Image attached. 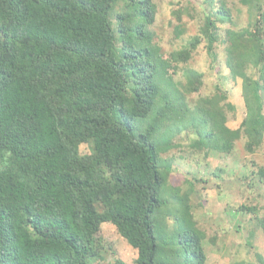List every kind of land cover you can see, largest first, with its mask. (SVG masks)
<instances>
[{"label":"trees","instance_id":"obj_1","mask_svg":"<svg viewBox=\"0 0 264 264\" xmlns=\"http://www.w3.org/2000/svg\"><path fill=\"white\" fill-rule=\"evenodd\" d=\"M206 1L199 33L167 53L153 0H0V264L107 262L106 223L137 250V264H208L193 184L169 186L163 155L188 132L193 152L229 155L242 138L249 153L264 146V0H239L246 27L229 0ZM185 32L179 24L177 37ZM203 43L214 63L223 44L231 77L242 80L237 129L220 87L188 100L204 85L187 66ZM256 175L264 183V166ZM254 216L264 233V214ZM209 243L219 250L215 237ZM255 256L230 264H264Z\"/></svg>","mask_w":264,"mask_h":264},{"label":"rangeland","instance_id":"obj_2","mask_svg":"<svg viewBox=\"0 0 264 264\" xmlns=\"http://www.w3.org/2000/svg\"><path fill=\"white\" fill-rule=\"evenodd\" d=\"M158 6L156 23V41L165 52L180 49L192 36L199 33L203 25L204 14L208 9L206 0H153ZM238 26L246 27L251 18L239 0H229ZM178 18H181L180 22ZM179 24L186 32L177 37L176 28ZM223 27H228L225 25ZM218 58L214 63L208 55L203 43L194 54L188 67L203 72L204 85L198 93L188 96L194 105L201 98L214 97L218 87L227 97L222 103L228 117V126L237 129L246 114L242 95V80H234L226 67L225 46L220 44L217 49ZM178 81H185L181 71L175 76ZM227 104L235 106L231 111ZM191 133H183L178 139L181 148L164 154V158L172 160V173L169 186L187 188L185 180L193 184L191 195L193 212L198 226L207 236L204 244L208 255V264H230L233 260L253 259L255 254L264 256V233L258 228L255 216L264 214V183L259 182L256 172L259 166H264V146L255 153L245 149L246 138L237 142L233 153L224 155L218 152H193L188 147ZM86 145L82 152H88ZM223 170L222 172H219ZM164 195L171 197V188H166ZM173 201L172 199H170ZM256 207V213L251 214L245 209ZM250 232H255L251 245H247ZM101 235L111 245L115 253H110L107 262L118 256L127 264H137V250L124 239L117 228L106 223L101 228ZM216 238L217 247L209 243Z\"/></svg>","mask_w":264,"mask_h":264}]
</instances>
